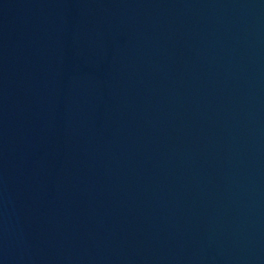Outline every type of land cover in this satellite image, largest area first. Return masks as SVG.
Returning <instances> with one entry per match:
<instances>
[{
	"label": "water",
	"instance_id": "obj_1",
	"mask_svg": "<svg viewBox=\"0 0 264 264\" xmlns=\"http://www.w3.org/2000/svg\"><path fill=\"white\" fill-rule=\"evenodd\" d=\"M0 264H264V0H0Z\"/></svg>",
	"mask_w": 264,
	"mask_h": 264
}]
</instances>
